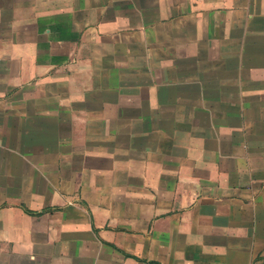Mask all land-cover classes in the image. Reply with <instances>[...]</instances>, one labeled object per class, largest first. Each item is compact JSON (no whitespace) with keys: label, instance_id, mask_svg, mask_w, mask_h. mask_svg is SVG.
I'll list each match as a JSON object with an SVG mask.
<instances>
[{"label":"crops","instance_id":"obj_1","mask_svg":"<svg viewBox=\"0 0 264 264\" xmlns=\"http://www.w3.org/2000/svg\"><path fill=\"white\" fill-rule=\"evenodd\" d=\"M0 264H264V0H0Z\"/></svg>","mask_w":264,"mask_h":264}]
</instances>
